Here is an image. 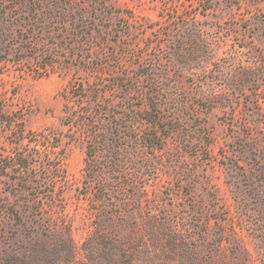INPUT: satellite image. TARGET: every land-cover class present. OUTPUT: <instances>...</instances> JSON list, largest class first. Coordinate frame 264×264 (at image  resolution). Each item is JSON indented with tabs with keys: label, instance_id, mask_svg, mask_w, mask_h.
Masks as SVG:
<instances>
[{
	"label": "rangeland",
	"instance_id": "1",
	"mask_svg": "<svg viewBox=\"0 0 264 264\" xmlns=\"http://www.w3.org/2000/svg\"><path fill=\"white\" fill-rule=\"evenodd\" d=\"M0 264H264V0H0Z\"/></svg>",
	"mask_w": 264,
	"mask_h": 264
}]
</instances>
